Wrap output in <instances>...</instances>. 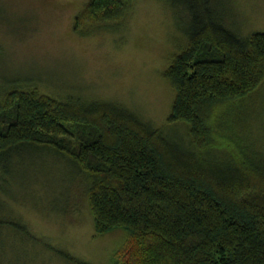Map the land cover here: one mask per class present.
I'll return each mask as SVG.
<instances>
[{"label":"trees","instance_id":"obj_1","mask_svg":"<svg viewBox=\"0 0 264 264\" xmlns=\"http://www.w3.org/2000/svg\"><path fill=\"white\" fill-rule=\"evenodd\" d=\"M163 1L182 10L187 36L162 74L175 97L166 122L151 124L112 102L10 90L0 95V171L7 174L0 184L9 186L13 155L47 152L66 162L61 177L83 174L98 232L127 233L132 246L120 264H264V152L236 148L215 123L236 102L245 125L250 108L243 104L264 78V32L244 36L228 28L213 0ZM85 10L75 19L78 30L123 21L133 2L90 0ZM51 167L30 165L27 187L33 174L51 178ZM61 184L56 198L68 201L73 189L66 179ZM8 223L51 255L89 264L38 241L20 219Z\"/></svg>","mask_w":264,"mask_h":264},{"label":"rangeland","instance_id":"obj_2","mask_svg":"<svg viewBox=\"0 0 264 264\" xmlns=\"http://www.w3.org/2000/svg\"><path fill=\"white\" fill-rule=\"evenodd\" d=\"M88 1L0 0V95L4 98L14 90L15 95L25 92L27 98L46 95L58 100L112 102L138 112L151 124H163L175 97L162 74L187 42L186 22L178 17L182 10H174L163 0H132L133 11L123 21L98 20L96 28L78 30L75 19L86 13ZM212 3L219 20L233 31L244 36L264 32V0ZM258 88L243 104L246 110L250 108L244 114V129L238 122L242 105L236 102L221 111L219 121L216 114L211 119L229 143L248 152L252 146L264 152V78ZM64 140L69 142V137ZM36 163L52 165V177L33 174L27 187L25 178ZM11 164L9 186L0 184V264H71L14 230L8 221L17 218L38 241L89 264L124 260L132 246L127 233L120 229L98 232L91 204L83 194L81 172L61 177L59 171L66 162L47 152L31 156L24 150L13 155ZM1 176L7 174L0 171ZM65 179L73 189L68 201L56 198ZM53 199L57 200L51 204ZM1 235L7 239L3 241Z\"/></svg>","mask_w":264,"mask_h":264}]
</instances>
